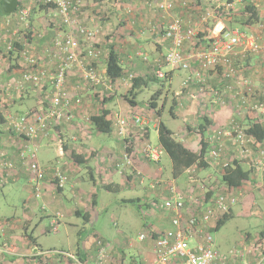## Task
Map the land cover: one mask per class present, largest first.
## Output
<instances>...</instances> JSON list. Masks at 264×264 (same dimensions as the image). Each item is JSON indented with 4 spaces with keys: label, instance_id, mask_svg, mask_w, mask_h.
I'll return each mask as SVG.
<instances>
[{
    "label": "crops",
    "instance_id": "1",
    "mask_svg": "<svg viewBox=\"0 0 264 264\" xmlns=\"http://www.w3.org/2000/svg\"><path fill=\"white\" fill-rule=\"evenodd\" d=\"M219 1L175 0L176 9L173 15L198 24L196 31L204 32L206 28L204 29L201 25L204 22L199 17H202L204 10L210 7L215 9ZM263 1L251 0V2H256L258 6H262V13H264V6L261 5ZM20 2L24 7L31 5L33 8L31 19L26 24V26H29L28 32L26 34L22 32L23 30H20V32L17 30L11 31L10 26H7L10 20L4 19L6 23H4L2 30L3 37L6 38L3 39L2 37L0 47L5 48L7 42L14 37L15 41L21 44L24 49L29 47L31 54L41 60L42 64H45L44 68L53 72L55 71V62L51 60L53 41L59 34L61 27L58 26L53 16L51 17L50 11L47 13L40 11L45 13L47 19L38 14L40 10V7L36 4L38 0H20ZM119 2L110 6L85 3L83 4L84 12L81 11L80 18L89 29L98 31L97 41L102 50V56L97 62H93L98 72L109 81L106 76L105 62L110 50L118 53L122 66L127 65L130 69L128 71L124 69L123 78L112 82V91H109L103 86L93 87L85 82L82 77L83 68L79 65L73 66L67 81V87L70 89L73 98L70 109L73 120L70 123H62L56 127L52 126L46 135L32 142L37 148V160L45 170L41 198H36L30 184L27 164L20 157L24 147L31 144L9 128V120L12 117H20L31 111L47 110L52 88L49 84H46L42 89L29 86L19 95L8 91L9 84L18 82L22 78L26 66L24 58L20 54L6 55L0 53V113L5 119V123L0 125V182L5 180L3 185L0 183V193H3L6 189L10 194L17 190H25L31 196L30 200H26L24 205L26 211L23 216L24 223L21 222L19 225L16 220L11 218L0 219V264H60V262L62 264H99V251L102 248L100 242L108 248V264H148L153 260L154 240L149 236L135 249V253L128 255L125 251L126 244L115 242L114 245H108L96 233H94L97 238L96 241L87 242L86 231L81 228L78 231V241L82 244L87 242L84 249L76 253L77 255L62 250L72 254L76 258L75 261L57 256L40 255L46 251L40 248L34 236L28 233L20 236L17 232L19 227L28 231L32 222L31 216L36 208L41 209L43 218L49 219V229L52 232H59L61 225H63L62 221L66 216L73 214L82 217L85 222H91V211H94L100 203V195L103 193L102 191H107L105 190L107 185H117L120 192H122L127 188L135 189L136 185H142L147 180L148 183L152 184L149 190L156 192L165 199L171 195L168 191V185L171 182L175 183L179 190H185L187 176L173 179L172 162L164 151L159 164L148 161L143 155L144 145L151 144L153 131L158 135V125L162 119L157 115L158 107L153 109L149 103L148 113L140 116L136 96L133 104L129 102V98L133 99L130 92L132 89L130 76L142 77L147 80V85L141 90H137L141 93L146 87H149L150 82L159 80L152 77L151 74L156 73L161 66L166 68V77L162 79L166 81H172L178 71H185L181 88L173 92L176 99L173 116L183 118L187 128L183 132L184 135H180V140L191 150L197 151L200 148L199 135L191 131L192 128L189 127L190 121L193 119L197 122V128L204 117H208L212 121L213 124L207 134V137L211 140L216 130L225 129L232 121L247 125L248 122L255 123L259 119L264 123V115L254 120L256 116L251 112V118L253 119L249 121L248 115H246L248 112L239 116L238 113L231 114L232 111L229 109L230 107L234 109L235 96L241 97V94L246 93L247 88L241 82L237 83L244 79L251 82L254 95L251 100L253 102H264V54L235 56V63L242 62L239 63L241 68L238 70L237 82L225 80L220 68L204 70L198 58L191 60L188 70H171L165 66L164 62L171 42L164 37L163 32H156L151 26L161 22L160 13L149 10L146 6V0H120ZM183 2L189 4V9L184 10L181 7ZM233 2L236 8L243 4L242 0H233ZM222 3L226 5L224 4L225 1H222ZM115 14L119 17L116 25L112 24V17ZM185 17H189V19ZM14 19L18 21L17 15ZM216 21V25L211 31L214 33L219 32L225 24L222 18ZM258 29H260L259 26L246 32L251 34L257 32ZM62 31L61 34L69 33L66 27H62ZM14 32L16 35H14ZM38 33L43 34V37L39 38ZM75 37L82 50V43L79 42L81 36L75 33ZM199 51L200 49L193 45L189 46L187 43L183 47L185 55ZM147 54H154V60L149 61L146 57ZM248 58L252 59L251 63L247 62ZM162 68L161 70H163ZM200 78L204 80L206 85L209 84L207 85L208 89L211 88L220 92L222 94L221 99L204 91L202 92L199 83ZM186 80H189L187 86L184 85ZM229 87H231L230 90ZM156 93L160 97L163 92L158 90ZM77 99L80 100L79 103H77ZM103 110L109 111L110 119L113 121L112 130L109 134L99 133L91 122V118L98 116ZM136 116L144 118L143 128L134 125L133 119ZM87 118L90 121H87ZM122 120L128 122L124 135L120 134L118 125ZM99 142L100 146H98ZM217 143L213 142L212 145L215 146ZM221 143L225 145L226 149H233L232 146H229L231 145L229 140H223ZM156 147L161 148L160 143ZM128 149L132 153L131 164L122 167L123 156ZM41 151L43 153L40 156ZM256 151L257 148L254 146L253 152ZM52 154H54V157H51ZM74 154L80 156L81 163L74 160ZM4 163H12L14 168L8 170L4 167ZM247 164V168H249L248 166H251L250 162ZM86 172L91 183L89 185L84 175ZM206 174L210 177L213 176L210 171ZM178 180L182 182L180 186L177 184ZM56 184L59 189L56 188ZM193 187L196 186L193 185ZM239 189L240 202L238 204L252 207L260 206L259 208L264 209V173L255 170L250 181L245 182ZM65 201L73 202L74 207L72 210L67 209ZM150 206L155 209V205ZM234 208L235 206L233 212ZM150 213L155 227L149 229L150 225L147 224L144 228L146 233L149 230L163 232L173 228L172 212L157 210ZM262 214L264 216V211H262ZM53 222L56 223L57 228L55 230H53ZM64 224L66 234L69 233L70 227L76 228L79 225L77 221L64 222ZM142 233H145V231ZM5 243L13 248L14 253L4 252ZM252 258L255 257H248L250 263L254 262ZM244 261L229 262L228 259L227 264H244Z\"/></svg>",
    "mask_w": 264,
    "mask_h": 264
},
{
    "label": "built area",
    "instance_id": "2",
    "mask_svg": "<svg viewBox=\"0 0 264 264\" xmlns=\"http://www.w3.org/2000/svg\"><path fill=\"white\" fill-rule=\"evenodd\" d=\"M41 1L52 6L50 10L51 17L53 16L58 26L61 27L59 34L54 38L53 53L51 54V60L55 62V71L50 72L44 68L45 64H42L41 60L33 56L29 49H25L22 51V56L26 70L18 82L9 84L7 88L8 91L17 95L29 86L35 89H42L46 84H49L52 88L47 110L31 111L20 117H12L9 120V128L17 135L27 138L31 144L24 147L20 157L27 164L30 184L33 187L36 198H41L43 195L42 182L45 170L37 160V148L32 142L46 135L52 126L56 127L62 123H70L73 120V114L70 110L73 98L70 94V89L67 87L68 77L73 66L79 65L83 68V80L91 86H103L109 91H112L113 87V83L107 81L92 64L93 61L100 58L102 53L97 48L99 44L97 41L98 31L89 29L80 19L81 0H38V2ZM146 6L152 12H158L161 15V22L151 26L156 32H163L164 37L171 42L164 58L165 66L171 70H188L191 60L198 58L204 70L220 68L225 80L236 81L239 72L235 67L234 57L241 54L245 55L250 50L255 53H264V38L259 43L255 34L232 30L215 37L210 42L207 50H200L199 52L185 55L182 52L183 47L187 41L195 36L198 24L173 16V12L176 9L175 0H146ZM185 6H188L187 2L181 4L182 8ZM228 6L230 7V5ZM217 7L219 8L218 5ZM32 11L31 5L22 7L17 14L18 22L27 24L31 18ZM213 15L214 10L205 13L202 15V21L207 22ZM7 26H10V22L7 23ZM62 27L68 28L69 33L61 34L63 32ZM260 30L264 35V26H260ZM75 33L81 36V41L79 42L82 43V50ZM14 35H16L15 32ZM38 37L42 38L43 34L40 33ZM13 48V38H11L7 42L6 50L11 51ZM51 60L50 62H52ZM161 68L162 66L156 72V75L157 78L162 80L166 77V73ZM129 79L131 81L133 77L130 76ZM189 80L184 82L185 86L189 84ZM239 82L247 90L245 94H241V97L235 96L234 108L238 115H244L249 110L264 115V102L256 103L251 100L254 97L251 82L247 79L237 83ZM199 83L202 92L206 91V93L221 99L222 94L215 89H208L203 79L200 78ZM79 102L80 100L77 99V103ZM87 121H90L89 118H87ZM133 123L136 127L143 128L144 118L136 116L133 119ZM127 124L128 122L125 120L119 122L120 134L124 135L126 133ZM222 138L231 141L233 145L241 149L240 152L237 150L238 158L253 157L250 165L256 171L264 173V145L259 147L257 153L247 149L245 144L255 140L252 137L248 138L237 122L232 121L225 129L216 131L212 140H221ZM162 153L161 148L153 147L151 144L144 145L143 155L150 162H160ZM210 157L214 160L213 164L222 165V167H226L230 162L229 158L223 155L221 148L213 149ZM131 158L132 154L128 149L123 156L122 167L126 164H131ZM4 167L12 170L14 165L12 163H4ZM196 171V166L187 170L186 174L189 179L185 190H179L173 182L168 185V191H170L171 195L161 205V208L172 212L173 228L163 232H156V238L151 237L153 236L152 233L149 235L145 232L140 235V242L145 241L148 236L154 240V258L148 264L228 263V257L217 251L212 233L218 221L239 202L240 195L225 196L218 194L209 197V191L197 188L198 185L194 183ZM59 178L61 177L59 176ZM4 182L5 180H1L0 183L3 185ZM193 185L196 187H193ZM56 228V223L53 222V230ZM99 244L102 246L99 251V264H108V248L102 245L101 242ZM242 247L243 253L236 257L242 258L245 255L247 260L244 261V264H264V253L261 250H252L246 245ZM4 252L12 254L14 250L5 243ZM49 252H42L40 255L61 254L65 259L76 261L72 254L61 251ZM250 255L255 256L253 263L248 261ZM60 264L62 263L60 262Z\"/></svg>",
    "mask_w": 264,
    "mask_h": 264
},
{
    "label": "rangeland",
    "instance_id": "3",
    "mask_svg": "<svg viewBox=\"0 0 264 264\" xmlns=\"http://www.w3.org/2000/svg\"><path fill=\"white\" fill-rule=\"evenodd\" d=\"M119 1L120 0H81V11L84 12L83 4L85 3H92L93 5L99 6L105 4L104 6H110L112 4L114 5L115 3H120ZM213 10L215 9L213 7H210V11ZM17 14L18 12H15L11 15L0 16L1 42L2 37L4 36L2 27L4 23H6L5 20H10L9 22L11 31L17 30L20 32V30H23L22 32L27 34L29 26H26V24H20L18 21H15L14 18ZM38 14L46 18L45 13L40 12V10ZM95 16L97 17V15ZM213 17L215 19L217 18L215 17V15ZM213 17H211L209 20H212ZM199 18L202 19V17ZM118 20V15H113L112 24L116 25ZM201 25L206 28L205 22ZM260 32V29L255 32V35L258 36V38L261 37ZM262 36L264 37V35ZM5 38L6 37H3V39ZM27 49H29V47H27ZM1 54H3V52ZM146 57L149 61L154 60V54H147ZM123 67L126 71L130 69L127 65H123ZM162 69V71L166 73V68ZM151 76L157 77L155 72L152 73ZM184 77L185 71H178L172 81L160 79L157 81H152L150 82L151 84L149 85V87H146L143 92L135 95L137 102L139 103L137 107L139 110L138 114L140 116H144L146 115L145 113H148V110L150 109L149 103L153 94L158 90H162V96L158 98V110H162V121L174 132L178 139H181L180 135H184L183 132L186 130V125L182 117H174L172 115L171 109L173 107V101L175 98L173 92L181 88L182 80L184 79ZM229 109L232 111L231 114H237L235 108L232 109V107H230ZM233 110L235 111V113ZM190 125L194 128H197V122H195L194 119L190 121ZM242 126L244 128H247L246 124ZM150 143L153 147L159 145L158 135L155 131H153L152 133ZM100 145L101 144L99 142L98 146ZM42 153L43 152L41 151L39 155L41 156ZM51 157H54V154H52ZM169 164L171 165L170 161ZM208 171H210L213 176L210 177L209 175H207L206 173ZM221 173V170H217L210 166L209 169L196 173L194 183L198 185L197 188H200L201 190L207 192L211 189L220 191V189H222L220 183ZM84 175L86 181L88 182V185L91 184L88 178V173L86 172V174ZM186 176V180L188 182L189 176L187 174ZM177 184L180 186L182 184L181 180H178ZM151 185L152 184L148 183V181L145 180L142 185H136L135 189L127 188L122 192L102 191L103 193L100 195V203L94 209V211H91V222H85L82 217H77L74 214L66 216V218L62 221L63 225H61L59 232L50 231L49 219L46 217L43 218L41 209L36 208L35 212L31 216L32 222L28 231L19 227L17 232L20 236L25 235L26 233H28L29 235H33L43 251L56 249L70 251L74 254L84 249L87 242L91 240L96 241L97 238L94 234L96 233L99 237L104 239L108 245H114L115 242H122L126 244L127 247H125V251L128 253V255H131L135 253V249H137L139 245L142 244V242L139 241V237L142 232H146V230H144L145 226L149 224V229L155 227L153 219L151 217L152 214L150 212L160 210L159 206L166 200L163 196H160L156 192L149 190V187ZM216 193L217 192H215L214 194ZM30 198V194H28L25 190H17L12 194L8 193V189L4 190L3 193H0V219L11 218L16 220L19 225L21 224V222L24 223L23 216L26 214L24 205L26 200H30ZM65 203L67 209L72 210V208L74 207L73 202L65 201ZM155 204L159 205L158 208ZM150 205H155V209H153V207H151ZM259 207L260 206L252 207L250 205L237 204L234 208V218L227 222L220 230L214 231L212 233L217 251L220 254L227 256L229 262H237V260H247L245 255L242 258L236 257L240 256V254L243 253V245L250 246L252 250L258 249L262 251V246L259 243V233L264 226V216L262 214V211H264V209ZM69 221H77L79 225L76 228L70 227L69 233L66 234L63 226H65L64 222ZM81 228L85 229L86 238H88L87 242H84L83 244L79 243L78 241V231ZM151 233L152 230H149L148 234L151 235ZM250 257L255 256L250 255ZM254 259L255 258H252V261Z\"/></svg>",
    "mask_w": 264,
    "mask_h": 264
},
{
    "label": "trees",
    "instance_id": "4",
    "mask_svg": "<svg viewBox=\"0 0 264 264\" xmlns=\"http://www.w3.org/2000/svg\"><path fill=\"white\" fill-rule=\"evenodd\" d=\"M19 1V8L17 9L16 12H19V10L24 7L22 5V3ZM222 1H225L223 5ZM220 2V3H219ZM217 5H219V8L215 7L214 10V15L215 17H217L216 19L213 17L212 20H207L206 23V29L204 32L197 30L195 36L187 41L186 43L189 44V46L193 45L194 47H196L197 49L200 50H207L210 46V42L217 37L220 34H224L226 32L232 31V30H238L240 32H244L246 34H248L249 32H246L247 30H252L256 27L260 25H264V13H262V8L260 6L257 5L256 2H251V0H242L243 4L241 6H238L237 8L235 7V4L233 2V0H220ZM37 6L40 7V11H44L45 13L49 12L52 8L51 5H47L44 4L42 1L41 2H37L36 3ZM230 5V7L228 6ZM262 5L264 6V1L262 3ZM184 10L189 9V4L188 6H185L183 8ZM210 11L209 9L204 10L203 12L208 13ZM33 12V11H32ZM212 12V11H211ZM204 13V14H205ZM2 15H7L3 12L2 10V0H0V16ZM187 19H189V17H185ZM223 19V22L225 23L223 28L219 31V32H211L213 27L216 25V20H220ZM31 19V18H30ZM40 33L37 34V36ZM251 34H255V32L251 33ZM261 37L258 38L257 37V42L261 43L263 41L262 35L263 33L260 32ZM26 36V35H24ZM13 44H14V48L11 51H7L6 47L5 48H1L0 47V53H2V51H4V54H9V55H14V54H20V56H22V51L25 50L21 44H19L18 42L15 41V38H13ZM97 48H100V45H97ZM183 52V50H182ZM102 53V50H101ZM248 54H254V55H260V54H264L263 52L260 53H255L252 52L251 50L249 52H246V54L244 56H247ZM102 56V54H101ZM100 56V58H101ZM23 57V56H22ZM99 58V59H100ZM235 58V57H234ZM98 59V60H99ZM98 60H95L93 62H97ZM246 60V59H245ZM252 59L248 58L247 62L251 63ZM92 64L95 66V63ZM237 63V64H236ZM234 61L235 67L237 68V70H239L240 65L239 63H242L240 61L236 62ZM106 76L107 79L111 82H115L119 79H122L124 76V68L120 62V58H119V54L114 52L113 50H110V52L108 53L107 57H106ZM157 78V77H155ZM159 79V78H157ZM132 83V89L130 90L131 94L133 95V99L129 98V102L130 103H134V98L135 95L139 94L140 92H137V90H141L145 85H147V80H144L142 77H133V79L131 80ZM158 98H159V94H154L151 98L150 101V106L153 109H157L158 107ZM253 102V101H252ZM263 102V101H262ZM257 103V102H256ZM261 103V102H260ZM175 106H176V99L174 98L173 101V107L171 109L172 111V115L174 113L175 110ZM248 112V114H246ZM245 114L248 115V119L249 121H252L253 118H251V112L252 111H247ZM162 111L158 110L157 115L158 117H161ZM253 114L256 116L257 120L258 118H260L259 113L257 112H253ZM91 122L92 124L95 126V128L97 129V131L99 133L102 134H109L112 130V126H113V121L112 119H110V113L109 111H105L103 110L98 116L92 117L91 118ZM5 123V119H3V117L1 116L0 113V125ZM247 124V128H244L241 123H238L241 128L244 130L246 136L252 137L255 141L252 142V140L248 143L245 144V147L247 149H251L252 151H254V146H256L257 150L259 149V147H261L262 145H264V123L261 122L259 119L254 123H250ZM212 121L208 118V117H204L200 123L198 128H194L191 125L189 126L191 129V131H194L195 133H197L199 135L200 141H199V149L197 151L191 150L189 148H187L184 144V142H182L180 139H178L176 137V135L174 134V132L161 120L159 121V125H158V139H159V143H160V147L162 149V151H164V153H166L168 155V157L170 158L171 162H172V176L173 179H179L182 178L186 175V172L189 168L196 166L197 171L196 173H199L201 171L207 170L209 169V167H213L217 170H221V186L222 189L216 191L214 189H210L212 190H208V196L212 197L218 194H222V195H234L237 196L239 194V188L245 183L250 181L255 168L253 166H248L249 168H247V163L248 162H252V158L246 157L244 159H240L238 158V151L240 152L241 149H239L237 146L233 145L231 141H229V143L232 146L233 149H226L225 145L222 144L221 142L223 140H227L225 138H222L221 140H211V138L207 137V134L209 133V129L210 126L212 125ZM187 128V126H186ZM189 129V128H188ZM220 129V128H219ZM218 131V130H216ZM215 131V132H216ZM214 132V133H215ZM19 136V135H18ZM25 140H28L27 138H25L24 136H19ZM29 141V140H28ZM218 142L215 146L212 145V143ZM222 149V153L225 157L229 158L230 162L228 163V165L226 167H222V165H216L213 164V158L210 157V153L211 151L214 149ZM234 150V151H233ZM257 152V151H256ZM255 152V153H256ZM131 153V152H130ZM132 154V153H131ZM229 156V157H228ZM74 160L76 161H80V156H76L75 154L73 155ZM161 162V161H160ZM160 162L156 163L159 164ZM154 163V162H152ZM213 164V165H212ZM246 166V167H245ZM44 180V178H43ZM43 185V182H42ZM119 186L117 185H107L105 186V190L109 191V192H120V190L118 189ZM56 188H58L57 184H56ZM62 188V187H60ZM116 188V189H115ZM115 189V191H114ZM238 191V192H237ZM0 192H1V188H0ZM215 192H217L216 194H214ZM239 202H240V197H239ZM238 202V203H239ZM237 203V204H238ZM236 204V205H237ZM156 207L158 208V204H155ZM162 205V204H161ZM161 205L159 206L160 210H164L167 211L163 208H161ZM235 205V206H236ZM234 212H233V208L230 209L229 213L225 214L217 223L216 228L213 230L214 231H218L220 230L227 222H229L230 220H232L234 218ZM172 219H173V215H172ZM156 232H152L153 236H151L152 238H156ZM259 243L262 246V252L264 253V226L262 228V230L259 233ZM53 251H57V250H50L46 251V252H53ZM61 252H64L62 250H60ZM47 256H57V257H61L63 258V256L61 254H50Z\"/></svg>",
    "mask_w": 264,
    "mask_h": 264
},
{
    "label": "water",
    "instance_id": "5",
    "mask_svg": "<svg viewBox=\"0 0 264 264\" xmlns=\"http://www.w3.org/2000/svg\"><path fill=\"white\" fill-rule=\"evenodd\" d=\"M18 7H19L18 0H2V10L7 15H11L15 13Z\"/></svg>",
    "mask_w": 264,
    "mask_h": 264
}]
</instances>
